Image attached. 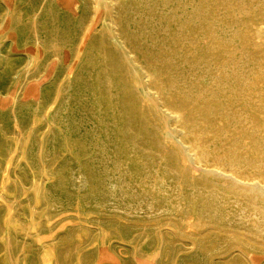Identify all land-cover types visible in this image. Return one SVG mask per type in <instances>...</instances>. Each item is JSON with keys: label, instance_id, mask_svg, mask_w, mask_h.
Here are the masks:
<instances>
[{"label": "rangeland", "instance_id": "rangeland-1", "mask_svg": "<svg viewBox=\"0 0 264 264\" xmlns=\"http://www.w3.org/2000/svg\"><path fill=\"white\" fill-rule=\"evenodd\" d=\"M99 1L0 0V264H264V0Z\"/></svg>", "mask_w": 264, "mask_h": 264}, {"label": "bare ground", "instance_id": "bare-ground-1", "mask_svg": "<svg viewBox=\"0 0 264 264\" xmlns=\"http://www.w3.org/2000/svg\"><path fill=\"white\" fill-rule=\"evenodd\" d=\"M98 1H99V0H98ZM100 1H101V0H100ZM100 1H99V2H100ZM104 1H105V3H106V0H104ZM110 1H111V0H110ZM95 2H96V1H95ZM99 2H98L97 4H99ZM106 5H108V4L106 3ZM114 5H115V4H114ZM108 7H111L110 4H109ZM76 8H77V7H76ZM97 8H98V7H97ZM108 9H109V8H108ZM108 9H107V10H108ZM107 10H106V11H107ZM99 12H100V11H98V13H99ZM92 13H93V12H92ZM95 14H96V13H95ZM112 16H113V15H112ZM93 17H94V16H93ZM110 17H111V16H110ZM96 19H97V18H96ZM105 21H106V20H105ZM94 22H95V20H94ZM109 22H110V21H109ZM111 22H112V21H111ZM110 24H112V23H110ZM91 29H92V28H91ZM255 29H256V28H255ZM87 30H89V29H87ZM87 33H90V31L87 32ZM87 33L85 34V37H88V36H87ZM111 33H112V32H111ZM256 35H257V33H256ZM84 40H86V38H84ZM145 92H146V91H145ZM150 97H152V96H150ZM150 99H151V98H150ZM172 114H173V113H172ZM16 143H17V142H16ZM15 148H17V147H15ZM15 151H16V150H14L13 152L15 153ZM190 152H191V151H190ZM14 153L11 154V155L9 156V160H8L7 165L10 164V162H11L13 156H14ZM202 158H203V157H202ZM7 165H6V166H7ZM5 169H6V168H5ZM8 172H9V171H8ZM227 173H228V172H227ZM3 175H4V176H3V179H2V180H3V184H4V182H5L6 179H7V171H6V170H5V174H3ZM256 179H257V178H256ZM261 180H262V179H261ZM260 182H261V181H260ZM7 183H8V182H7ZM7 183H6V184H7ZM263 183H264V182H263ZM263 183H262V184H263ZM3 184H2V185H3ZM263 185H264V184H263ZM4 187H5V186H4ZM2 190H3V189H2ZM35 190H36V189H35ZM37 190H38V189H37ZM38 191H39V190H38ZM41 192H42V190H41ZM43 192H44V191H43ZM35 193H36V191H35ZM0 194H1V192H0ZM33 194H34V193H33ZM34 196H35V195H34ZM36 196H37V195H36ZM257 196H258V194H257ZM36 198H37V197H36ZM41 198H42V197H41ZM248 198H249V197H248ZM251 198H252V197H251ZM40 200H41V199H40ZM250 203H251V202H250ZM35 204H36V203H35ZM251 204H252V203H251ZM36 205H37V204H36ZM252 205H253V204H252ZM33 206H34V205H33ZM30 207H31V206H30ZM34 208H36V207H34ZM250 209H252V208H250ZM31 210H32V209H31ZM250 211H251V210H250ZM252 211H253V210H252ZM255 211H256V210H255ZM33 212H34V210L32 211V214H34ZM204 212H205V211H204ZM259 212H260V211H259ZM192 213H193V212H192ZM253 213H255V212H253ZM253 213H252V214H253ZM208 214H209V213H208ZM257 214H258V213H257ZM259 214H260V213H259ZM262 214H263V213H262ZM210 215H211V214H210ZM254 215H255V214H254ZM263 215H264V214H263ZM263 215H262V216H263ZM193 216H196V215H193ZM205 216H207V215H205ZM213 216H214V215H213ZM213 216L211 215V217H213ZM215 216H216V214H215ZM262 216H261V217H262ZM259 217H260V216H259ZM47 218H48V216H47ZM47 218H46V219H47ZM255 218H256V217H255ZM255 218H254V216H253V219H255ZM187 219H188V220H187ZM187 219H186V220L189 222V218H187ZM248 219H249V218H248ZM256 219H258V218H256ZM193 220H194V219H193ZM211 220H212V219H211ZM244 220H245V219H244ZM263 220H264V219H263ZM213 221H214V220H213ZM248 221H249V220H248ZM257 221H259V220H257ZM196 222H197V221H196ZM210 222H211V221H210ZM262 222H263V221H262ZM32 223H33V222H32ZM194 223H195V222H194ZM198 223H199V224H198L197 226L200 225V222H198ZM213 223H214V222H213ZM213 223H212L211 225H213ZM248 223H249V222H248ZM258 223H259V222H258ZM214 224H215V223H214ZM262 224H264V222H263ZM204 225H205V224H204ZM206 225H207V224H206ZM260 225H261V223H260ZM208 226H209V225H208ZM208 226H207V227H208ZM192 227H193V226H192ZM194 227H195V225H194ZM209 227H210V226H209ZM256 227H257V226H256ZM67 228H68V227H67ZM71 228H72V227H71ZM200 228H201V227H200ZM205 228H206V227H205ZM205 228H204V229H205ZM254 228H255V226H254ZM258 228H259V227H258ZM72 229H73V228H72ZM72 229H71V231H72ZM192 229H193V228H192ZM212 229H213V228H212ZM199 230H200V229H199ZM202 230H203V229H202ZM202 230H201V231H202ZM210 230H211V229H210ZM252 230H253V229H252ZM2 231H3V230H2ZM2 231H1V232H2ZM208 231H209V228H208ZM208 231H207L206 233H208ZM212 231H213V230H212ZM212 231H211V232H212ZM253 231H254V230H253ZM253 231H252V232H253ZM261 231H262V230H261ZM204 232H205V231H204ZM214 232H215V231H214ZM256 232H257V229H256ZM259 232H260V230H259ZM3 233H4V232H3ZM206 233H205V235H206ZM5 234H6V233H5ZM63 234H64V233H63ZM68 234H69V233H68ZM262 234H263V232H262ZM0 235H1V234H0ZM69 235H70V234H69ZM139 235H140V234H139ZM202 235H203V234H202ZM209 235H210V234H209ZM256 235H257V234H256ZM3 236H4V235H3ZM64 237H65V236H64ZM207 237H208V235H207ZM207 237H205L206 240L208 239ZM210 237H211V236H210ZM262 237H263V236H262ZM8 238H9V237H8ZM69 238H70V237H69ZM214 238H215V237H214ZM55 239H57V238H55ZM62 239L64 240V238H62ZM62 239H61V240H62ZM65 239H66V238H65ZM203 239H204V238H203ZM240 239H241V238H240ZM8 240H9V239H8ZM58 240H59V239H58ZM67 241H68V240H67ZM67 241H66V242H67ZM207 241H208V240H207ZM207 241H206V242H207ZM209 241H210V240H209ZM2 243H3V242H2ZM52 243H53V242H52ZM222 243H223V241H222ZM42 244H43V243H42ZM203 244H204V243H203ZM209 244H210V243H209ZM220 244H221V243H220ZM51 245H52V244H51ZM62 245H63V244H62ZM64 245H65V244H64ZM64 245H63L62 247H64ZM66 245H67V244H66ZM68 245H71V243L68 244ZM68 245H67V246H68ZM164 245H165V244H164ZM214 245H215V244H214ZM225 245H226V244H225ZM60 246H61V244H60ZM72 246H73V245H72ZM200 246H201V245H200ZM209 246H210V245H209ZM222 246H223V245H222ZM249 246H250V245H249ZM4 247H5V246H4ZM10 247H11V246H10ZM53 247H55V246H53ZM69 247H70V246H69ZM218 247H219V245H218ZM5 248H6V247H5ZM56 248H58V247H56ZM161 248H162V247H161ZM222 248H224V247H222ZM204 249H205V248H204ZM57 250H58V249H57ZM57 250H56V251H57ZM69 250H70V249L66 250V253H67ZM222 250H223V252H224V249H222ZM227 250H228V249H227V246H226V253H227ZM71 251H72V250H71ZM159 251H160V250H159ZM203 251H205V250H203ZM160 252H161V251H160ZM214 252H215V251H214ZM6 253H7V252H6ZM10 253H11V252H9V255H10ZM66 253H65V254H66ZM202 253H203V252H202ZM205 253H206V252H205ZM217 253H219V252L217 251ZM70 254H71V256L73 255L72 253H69V255H70ZM209 254H210V253H209ZM160 255H161V254H160ZM196 255H197V254H196ZM212 255H213V254H212ZM214 255H216V253H215ZM52 256H53V254H52ZM66 256H67V255H66ZM71 256H70V258H71ZM218 256H219V255H218ZM54 257H55V256H54ZM209 257H210V256H209ZM212 257H213V256H212ZM37 258H38V257H37ZM203 258H204V257H203ZM210 258H211V257H210ZM213 258H214V257H213ZM213 258H212V259H213ZM11 260H12V259H11ZM84 260H86V259H84ZM39 261H40V260H39ZM67 261H69V259H68ZM210 261H212V260H210ZM18 262H19V261H18ZM83 262H84V261H83ZM12 263H13V262H12ZM15 263H16V262H15ZM21 263H22V262H21ZM3 264H4V263H3ZM72 264H74V261H73ZM209 264H210V263H209Z\"/></svg>", "mask_w": 264, "mask_h": 264}]
</instances>
